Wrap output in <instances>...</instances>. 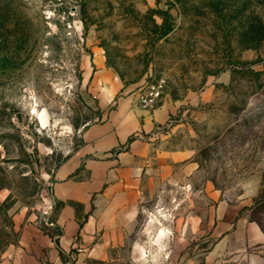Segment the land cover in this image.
Segmentation results:
<instances>
[{
  "label": "rangeland",
  "instance_id": "374dc122",
  "mask_svg": "<svg viewBox=\"0 0 264 264\" xmlns=\"http://www.w3.org/2000/svg\"><path fill=\"white\" fill-rule=\"evenodd\" d=\"M255 34L264 37V0H0V264L44 213L85 131L150 75L165 81L159 106L170 112L157 132L185 158L175 181L148 186L128 245L105 264H166L169 225L193 227L199 216L206 231L191 230L189 251L204 257L220 201L264 233V42L252 43ZM253 252L264 256V245Z\"/></svg>",
  "mask_w": 264,
  "mask_h": 264
},
{
  "label": "crops",
  "instance_id": "0c3cea01",
  "mask_svg": "<svg viewBox=\"0 0 264 264\" xmlns=\"http://www.w3.org/2000/svg\"><path fill=\"white\" fill-rule=\"evenodd\" d=\"M168 120L167 107L148 111L131 98L120 102L107 121L87 129L84 146L58 170L44 213L23 226L7 264H105L120 257L148 186L175 181V167L185 158L184 151L169 148L157 132ZM241 210L217 204L210 233L215 242L204 257L189 251L191 230L204 234V220L199 216L191 227L190 220L176 218L163 239L169 251L162 254L168 257L166 264H264L261 253H248L264 245V233Z\"/></svg>",
  "mask_w": 264,
  "mask_h": 264
},
{
  "label": "built area",
  "instance_id": "2783aa9c",
  "mask_svg": "<svg viewBox=\"0 0 264 264\" xmlns=\"http://www.w3.org/2000/svg\"><path fill=\"white\" fill-rule=\"evenodd\" d=\"M164 84L165 81L162 78L150 75L148 81L145 82L136 94L138 106L148 111L156 110L163 97Z\"/></svg>",
  "mask_w": 264,
  "mask_h": 264
},
{
  "label": "trees",
  "instance_id": "16d2710c",
  "mask_svg": "<svg viewBox=\"0 0 264 264\" xmlns=\"http://www.w3.org/2000/svg\"><path fill=\"white\" fill-rule=\"evenodd\" d=\"M252 39H250L252 41V43L254 42L255 44L257 43H261L264 42V37L262 35H257L255 34L253 37H251Z\"/></svg>",
  "mask_w": 264,
  "mask_h": 264
}]
</instances>
